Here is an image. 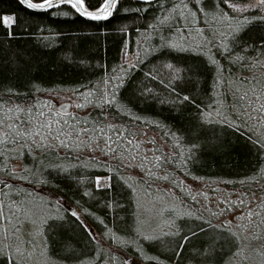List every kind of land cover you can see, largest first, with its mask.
I'll list each match as a JSON object with an SVG mask.
<instances>
[{"label": "trees", "instance_id": "obj_1", "mask_svg": "<svg viewBox=\"0 0 264 264\" xmlns=\"http://www.w3.org/2000/svg\"><path fill=\"white\" fill-rule=\"evenodd\" d=\"M247 2L119 0L110 19L92 21L67 4L33 11L0 0V13L15 18L0 23V226L35 206L55 264H254L243 238L264 264V200L246 236L228 226L221 202L264 195L262 10L231 7ZM64 94L76 109H57L59 122L45 100ZM142 131L162 147L141 156L130 143ZM136 157L142 177L128 172ZM194 183L208 192L197 195ZM140 195L157 199V227ZM0 253V264H27Z\"/></svg>", "mask_w": 264, "mask_h": 264}, {"label": "rangeland", "instance_id": "obj_2", "mask_svg": "<svg viewBox=\"0 0 264 264\" xmlns=\"http://www.w3.org/2000/svg\"><path fill=\"white\" fill-rule=\"evenodd\" d=\"M124 62H127L128 64H131L134 62L133 57H131L128 54L124 55ZM45 103H49L47 105L48 109H53L56 111V113L53 112V116L56 117V119L60 122L63 119V116L59 115L58 107L61 105H64L66 103H70L71 105V112H74L76 109V101L74 97L71 94H64V95H57V96H50L49 98H46ZM69 111V112H70ZM132 144L135 146L136 149L140 148L142 151V155H148L151 154L150 152L152 150H156L157 146L162 147V142L160 139L156 136V134H152L148 131H142L138 132L136 135V138L133 140V142L130 143V147ZM163 146L165 147L164 143ZM160 147V149H161ZM166 148V147H165ZM138 149V150H140ZM131 151V150H130ZM138 152V151H137ZM132 153V152H131ZM135 153V152H134ZM138 157L132 160V162L129 163V171L134 176H144V173L141 171V169L138 167ZM142 160V159H141ZM145 161V160H142ZM160 187L164 189H168L167 186ZM158 187V188H160ZM193 189L197 192V195H202L204 191L206 193L209 190L208 186H204L202 183H194L192 184ZM160 191V190H159ZM168 191H171V189H168ZM171 194V193H168ZM225 197L221 198V202L223 201L225 204L229 206V215L223 216V218L228 222V226L231 229H236L237 227L241 228V234L243 236L247 235V231L249 232L248 225L249 223L253 222L254 217L257 216L258 212L257 209L255 211L253 210L254 207H257L261 209V202L264 200V195H256L255 200L252 197H246L243 192L234 193L233 195L225 193ZM153 195V194H152ZM167 196V195H166ZM169 198L167 200L174 201V198L172 195H168ZM231 197V198H228ZM242 204L238 206L236 203ZM218 203L217 201H214V204ZM223 205V204H222ZM247 207V211H246ZM35 206H32L29 208L26 213H23L21 217H18L16 220H8V222H5L0 226V247L3 248V251L7 253L10 252L13 254V256L17 259H23L27 264H55L50 257H48V249L46 238H42V229L35 228V218L41 217L37 215ZM253 208V209H252ZM139 209L143 213V216H147L150 219V221L157 227L160 220L161 215V207H159V204L157 202V199L154 198V196L146 197L144 195H140L139 199ZM178 209V208H177ZM252 209V210H251ZM260 215V214H258ZM242 216H245L244 221H242ZM24 221L22 224L21 219ZM241 219V221H240ZM19 221V222H18ZM40 222V221H39ZM2 230V232H1ZM51 228L44 227V232L46 235L50 232ZM240 233V231H238ZM253 234H248L249 238L252 240H255L257 238L255 236L254 231ZM258 240L261 242V236H258ZM242 255L243 258L250 259L251 263L259 264L262 262V260L257 262L258 257V249H256L257 246H250V243L246 239H242ZM19 250V251H18ZM61 251V250H59ZM92 252V249L89 250V253ZM2 253H0L1 256ZM62 256H68L72 259H81L84 256V252H80L77 256H71L67 254V252H61L59 253ZM90 255V254H88ZM262 255V254H261ZM260 255V257H261ZM69 258V259H71ZM19 259V260H20ZM68 259V258H67ZM256 259V260H254ZM25 264V263H24ZM125 264H133L130 262H126ZM135 264H141L139 262H135Z\"/></svg>", "mask_w": 264, "mask_h": 264}, {"label": "snow or ice", "instance_id": "obj_3", "mask_svg": "<svg viewBox=\"0 0 264 264\" xmlns=\"http://www.w3.org/2000/svg\"><path fill=\"white\" fill-rule=\"evenodd\" d=\"M196 2L199 3L200 0H196ZM216 2L217 0H209V3L212 5V7H215ZM223 2L224 0H219V3H223ZM19 3L30 9H48L54 3L56 5L66 3L67 5H70L71 8L74 9L76 13H80L84 17H89L92 19L99 20V19H106L107 17L113 14V10L116 8L118 0H102L99 6L95 7L94 9H90L89 6H86L85 0H39V2H36V0H19ZM231 7L235 9L236 11H240L243 8L261 9L262 14L259 17V20L262 24H264V0H249V2L244 3L242 5L233 3ZM65 15H67V13H65ZM181 15H183V13H181ZM243 19L247 21L248 17H243ZM0 23H3L6 27L10 28L11 24L15 23V18L13 15H7V14L0 13ZM236 31H239V27H237ZM9 35H11V32H9ZM261 43L264 44V41H261ZM172 47L175 48V45H172ZM120 83H123V81L121 80ZM114 88H118V85H114ZM102 100H103V105H111L116 100V97L115 95H113L112 99L109 100L108 94L105 93ZM85 106L86 105H83V104L78 105V107H81V108ZM117 107H119V104H117ZM104 114L105 116L108 115L107 112H105ZM96 127L99 129V125H97ZM108 127L112 128V127H115V125L109 124ZM25 135L27 136L28 133H25ZM104 135H105V138L108 140V143L109 144L112 143L111 138L107 137V133H104ZM5 139H7V137H5ZM257 143H260V141H257ZM61 144H63V141H61ZM38 146L43 147L42 145H38ZM262 147H264V145H262ZM95 179L97 181V187H102L103 185L99 183L101 177H96ZM45 182L49 184L51 183V181H45ZM108 186L110 187V185ZM51 195L54 197H58V193H55V192L51 193ZM68 209L73 216H76L77 218H79V213L76 212V210L72 207L71 204L68 205ZM89 231H92V229L89 228ZM189 234H191V232ZM147 239H152V237H147ZM133 264H135V262H133Z\"/></svg>", "mask_w": 264, "mask_h": 264}, {"label": "water", "instance_id": "obj_4", "mask_svg": "<svg viewBox=\"0 0 264 264\" xmlns=\"http://www.w3.org/2000/svg\"><path fill=\"white\" fill-rule=\"evenodd\" d=\"M140 2H142V3H151V2H155V1H157V0H139ZM36 2H39V1H36ZM118 2H119V0H118ZM63 4H66V3H63ZM63 4H60V5H56L55 3L50 7V8H48V9H31V10H33V11H50V10H53V9H55L56 7H59V6H61V5H63ZM118 4V3H117ZM24 6V5H23ZM26 7V6H25ZM117 7V6H116ZM27 8V7H26ZM28 9H30V8H28ZM116 9V8H115ZM115 9L113 10V12L115 11ZM81 17H83V18H85V19H88V20H92V21H105V20H107V19H110L111 18V16L113 15H111V16H109V17H107L106 19H99V20H96V19H92V18H89V17H84L82 14H80V13H78ZM58 109L60 110V111H62V112H64V113H68L69 111H70V109H71V105H70V103H66V104H64V105H61V106H59L58 107Z\"/></svg>", "mask_w": 264, "mask_h": 264}]
</instances>
